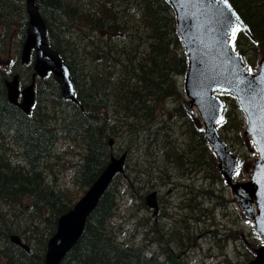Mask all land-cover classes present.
<instances>
[{"label":"rangeland","instance_id":"rangeland-1","mask_svg":"<svg viewBox=\"0 0 264 264\" xmlns=\"http://www.w3.org/2000/svg\"><path fill=\"white\" fill-rule=\"evenodd\" d=\"M134 29L132 43L123 36L115 38L111 33L102 37L88 29L74 30L67 36L69 47L74 50L73 57L80 56L75 58L76 69L79 70L71 73L72 80L75 78L79 86L87 87L92 79L90 74L104 69L110 86L107 92L97 95L102 97L107 93L109 104L96 111L78 113L71 104L58 101L61 98L59 92L47 87L49 94L39 102L37 109L45 114V125L52 132L54 140L50 154L42 161L39 171L45 183L71 203L82 196L88 187L84 182L82 166L88 152V137L83 125L88 120L98 127L99 136L107 145V154L101 158L107 160L110 153L117 155L124 150L128 151L124 172L118 174L110 186V190L115 192L116 207L107 219V226L115 236L123 243L150 253H163L169 249L179 253L189 264H244L254 255L245 240L258 245L261 239L253 232L251 222L242 216L233 201L229 187L217 170L216 157L207 143L208 153L205 154L202 145L196 142L198 124L188 116L182 104L186 98L183 92L184 73H172L170 78L173 90L162 93L151 113L139 110L137 117L140 119L134 121L116 105L114 95L116 81L123 78L122 62L125 57L120 55L112 65L114 60L101 64L92 55L95 47L110 42L113 51L133 46L134 51L130 56L134 62H142L141 57H144L148 49L139 39L140 27ZM17 36L18 30L12 33V43L4 44L8 48L7 56L0 52V61L7 59L6 69L8 61L12 63L16 54H20L21 46L19 51L15 47ZM250 46L249 43L241 44L244 53L253 62L248 64V68L254 70L261 51H253ZM172 51L183 53L182 47H173ZM242 55L246 60V55ZM13 66V72L20 73V84H27L23 75L33 71L32 63L28 65L29 69L21 63ZM46 80L36 78L35 88L50 84ZM130 83L140 85L137 79H130ZM218 95L223 102L224 114L229 115L227 125L220 127L219 132L230 150L239 155V169L235 176L237 180H242L245 178L243 165L257 152L253 142L244 141L240 134L245 120L234 96L227 92ZM232 117L235 120L230 121ZM133 121L140 128L138 132L130 130ZM110 138L113 139L111 148L107 144ZM4 140L10 151L12 165L23 166L29 171L30 162L23 155V148L17 143L14 133L12 136L4 135ZM174 153L180 155V161ZM195 157L201 161L199 167L188 165L189 159ZM205 160L208 164H205ZM153 189L159 191L164 205L163 215L157 218L143 200L145 194ZM170 189L173 190L172 195ZM31 201L29 196L20 200L0 199V230L18 233L32 250H36L39 234L47 237L46 240L50 234L39 223V216L35 214ZM177 203L184 204V207ZM35 225L40 228L35 229ZM0 238V243L9 241L8 237Z\"/></svg>","mask_w":264,"mask_h":264},{"label":"trees","instance_id":"trees-1","mask_svg":"<svg viewBox=\"0 0 264 264\" xmlns=\"http://www.w3.org/2000/svg\"><path fill=\"white\" fill-rule=\"evenodd\" d=\"M24 1L0 0V52L5 56L8 54V48H5L4 44L12 43V33L18 30L15 41L18 51L25 36L27 18ZM36 2L45 20L51 46L58 50L72 73L74 70H79L76 69L75 58L80 57L79 55L73 57L74 50L69 47L70 41L67 36L72 31L88 29L102 37L112 33L115 38L123 36L132 43L135 37L134 28L140 27L139 39L148 49L144 57H141L142 62L136 63L130 56L134 51L133 46L121 47L120 50L113 51L110 42L95 47L92 54L101 64L114 60L113 65L120 55L125 57L122 62L123 78L116 81L114 95L117 99L116 105L126 111L125 116L131 117L134 121L136 118L140 119L137 117L139 110L151 113L162 93L173 90L170 75L174 72L180 74L185 70L184 55L172 51L173 47L181 49V45L175 33L172 11L165 0H36ZM230 2L248 27V33L240 30L236 33L235 49L246 55L241 44L249 43L253 51L264 50V0H230ZM14 61L16 64L19 63L18 59ZM246 62L253 63L248 57ZM6 64L7 59L0 61V199L20 200L24 196H29L35 214L39 216V223L52 235L56 229L58 216L75 203H71L60 192L48 186L39 171L42 161L50 154L54 136L45 125V114L38 110L37 106L49 94L47 87H52L56 93L59 89L50 75L47 76L46 79L50 84L39 85L35 89L34 113L25 115L7 100L4 80L13 74L14 66L7 70ZM23 76L27 81L30 80V73ZM90 76L92 79L87 87L79 86L75 78L73 79L77 103L61 98H58V101L71 104L78 113L84 114L107 106L108 94L105 93L102 97L97 95L107 92L110 86L106 71L103 69L91 73ZM130 79H137L140 85L131 84ZM81 106L84 110L80 108ZM228 120L227 114L222 127L227 125ZM233 120L235 117L230 119ZM134 121L130 123V130L138 132L140 128ZM83 128L88 137V152L82 162L83 176L84 182L90 185L105 167L107 160L101 156L107 154L108 150L99 136L98 127L86 120ZM12 132L17 143L23 148V155L30 162L29 171L23 166L12 165L10 151L4 140V135L12 136ZM192 132L194 133V129ZM201 134L197 129L196 142L202 145V149L207 154L205 139ZM174 156L180 161L179 154L174 153ZM198 162H201L198 157L191 158L188 165L197 166ZM205 164H208L207 160ZM215 175L218 176V173L215 172ZM115 207V192L109 187L88 216L84 231L77 243L60 264H189L187 259L169 249L163 253H145L143 249L123 243L107 226V219L112 215ZM39 228L35 225V229ZM9 234L0 230V237L7 238ZM39 236L38 248L32 250L31 247V252H26L7 240L0 243V264H43L47 237L41 234Z\"/></svg>","mask_w":264,"mask_h":264},{"label":"water","instance_id":"water-1","mask_svg":"<svg viewBox=\"0 0 264 264\" xmlns=\"http://www.w3.org/2000/svg\"><path fill=\"white\" fill-rule=\"evenodd\" d=\"M173 11L175 31L181 41L186 58L182 104L190 118L201 129L207 145L216 157V167L224 183L229 187L233 201L242 216L252 224L253 232L261 239L258 245L245 240L254 253L244 264H264V50L258 55L256 71L248 72L241 54L233 51L231 35L226 28L239 23L247 32V26L231 2L227 0H166ZM27 29L20 59L28 64L34 55L32 80L19 88V75L5 80L8 102L24 114L30 113L35 101L34 80L52 75L63 99L78 102L69 65L64 62L47 38L45 21L36 0H25ZM235 13L239 21L231 16ZM251 82L252 88H249ZM215 91L230 92L236 97L244 113L245 125L241 130L244 141L252 139L258 152L243 165L245 178L237 180L238 154L229 149L220 137L218 124L222 118L223 103ZM245 96L244 102L240 97ZM251 113V116L249 115ZM112 146L113 139L108 141ZM127 152L119 156L110 154L108 162L84 194L66 212L58 216L56 230L46 242L43 264H60L82 235L86 221L117 174L123 173ZM146 206L154 215L158 211L157 191L144 196ZM9 241L26 252L30 245L18 234H10Z\"/></svg>","mask_w":264,"mask_h":264},{"label":"snow or ice","instance_id":"snow-or-ice-1","mask_svg":"<svg viewBox=\"0 0 264 264\" xmlns=\"http://www.w3.org/2000/svg\"><path fill=\"white\" fill-rule=\"evenodd\" d=\"M198 3L202 2V0H197ZM224 3L227 4V0H224ZM231 16L235 17L236 21H239V17L235 15V13H231ZM241 29V25L239 23H235V24H231L230 26H228L226 28V31L228 34L231 35V43H232V47H233V51L235 50V41H236V33ZM248 72L251 73L252 69L249 68ZM262 79H264V76H262ZM249 88H252L251 82H249ZM241 101L244 102L246 97L245 96H241L240 97ZM261 113L262 116L261 118L264 119V105H262L261 107ZM249 115L251 116V113H249ZM223 119V118H221Z\"/></svg>","mask_w":264,"mask_h":264},{"label":"flooded vegetation","instance_id":"flooded-vegetation-1","mask_svg":"<svg viewBox=\"0 0 264 264\" xmlns=\"http://www.w3.org/2000/svg\"><path fill=\"white\" fill-rule=\"evenodd\" d=\"M200 165H201V162H198L196 167H199ZM172 191H173L172 189L169 190V192H171V195L173 193ZM157 192H158L157 200H158V204H159V210L153 215L155 218L163 215V206H164L163 205V198H161V196H160L161 194L159 193L158 190H157ZM177 204L184 207V204H180V203H177Z\"/></svg>","mask_w":264,"mask_h":264},{"label":"bare ground","instance_id":"bare-ground-1","mask_svg":"<svg viewBox=\"0 0 264 264\" xmlns=\"http://www.w3.org/2000/svg\"><path fill=\"white\" fill-rule=\"evenodd\" d=\"M24 4H25V1H24ZM49 106V105H48ZM86 189V188H85ZM158 233V232H157Z\"/></svg>","mask_w":264,"mask_h":264}]
</instances>
